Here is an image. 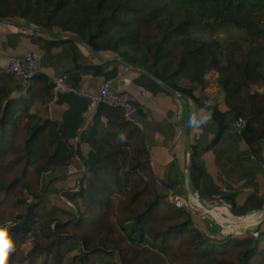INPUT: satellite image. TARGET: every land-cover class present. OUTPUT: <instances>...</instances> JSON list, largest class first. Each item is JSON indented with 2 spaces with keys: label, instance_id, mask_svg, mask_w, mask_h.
<instances>
[{
  "label": "trees",
  "instance_id": "trees-1",
  "mask_svg": "<svg viewBox=\"0 0 264 264\" xmlns=\"http://www.w3.org/2000/svg\"><path fill=\"white\" fill-rule=\"evenodd\" d=\"M0 17L81 38L101 56L110 51L151 73L199 110L210 106L213 143L238 116L245 119L239 139L248 145L264 141V94L250 88L264 82V0H0ZM226 24L243 30L244 38L223 44L192 34L194 28L212 32ZM43 40L46 45L68 43L74 68L90 70L104 82L118 73L116 60L80 63L72 40ZM110 63L115 65L104 69ZM208 70L216 72L223 93L213 102L204 89ZM183 79L196 84L200 95L180 84ZM52 89L41 72L22 81L0 68V224L15 225L10 232L16 244L8 264H264L259 225L257 237L250 232L211 236L194 225L189 208L166 202L144 132L121 109L96 107L80 140L87 144L85 153L79 140L73 142L77 124L30 113L38 98L50 100ZM72 97L86 110V99ZM73 156L82 172L78 188L64 196L74 208H57L56 215L44 211L36 179L47 165L67 164ZM221 199L240 213L234 196ZM28 235L32 246L23 254L20 246ZM75 248L78 253L69 255Z\"/></svg>",
  "mask_w": 264,
  "mask_h": 264
},
{
  "label": "crops",
  "instance_id": "crops-1",
  "mask_svg": "<svg viewBox=\"0 0 264 264\" xmlns=\"http://www.w3.org/2000/svg\"><path fill=\"white\" fill-rule=\"evenodd\" d=\"M16 33L20 35H13ZM32 34L40 36V42L31 40L29 35ZM64 36L68 35L64 34ZM43 39L50 40L52 37L42 32L22 30L13 25L0 23V67L4 66L8 54L31 51L36 56L40 72L52 83L54 79L65 73L68 76L66 81L68 85L81 91L95 92L104 82L102 76H93L90 70L74 68L71 58L73 50L68 43L46 45ZM76 44L80 63L99 62L86 47ZM104 57L111 58L106 54ZM114 65L115 63H110L105 65L104 69H111ZM117 69L116 77L108 82L115 81L116 90L126 91L130 95L135 108L134 122L144 132L150 166L157 178L160 192L176 189L178 192L176 194L184 195L189 202L197 205L194 197L188 196L184 182L185 136L194 109L192 101L183 96L168 94L162 88L149 83L139 72L125 69L122 64L118 65ZM51 94L47 102L43 98H38L30 113L59 122L77 124V133L73 141L79 140L81 151L85 153L88 150L87 144L80 140L86 135L91 117L98 105H88L85 100L87 102L85 110L81 103L74 101L72 93L61 92L55 89L54 85ZM198 112L203 110L198 109ZM231 124L232 122L228 123L226 130L215 143L213 139L216 128L212 122L202 130L191 128L192 162L195 163L191 171H193V184L203 200L218 204L220 207L223 205L219 203H226L221 196H234V201L240 209V213H237L239 215L264 207L261 205L264 200V141L260 140L252 145L246 144L232 133ZM190 211L194 213V217H198L194 210L190 209ZM220 212H216L220 216L212 217L224 225L225 222H229L228 210ZM256 217L257 214L254 218ZM259 223L260 229L264 230V217ZM236 224L237 222L234 221V228L237 227ZM223 227L216 222L212 226L205 225L208 234L212 236L228 234L229 227H224V230Z\"/></svg>",
  "mask_w": 264,
  "mask_h": 264
},
{
  "label": "rangeland",
  "instance_id": "rangeland-1",
  "mask_svg": "<svg viewBox=\"0 0 264 264\" xmlns=\"http://www.w3.org/2000/svg\"><path fill=\"white\" fill-rule=\"evenodd\" d=\"M20 21H24L21 18H16ZM216 29L212 32L208 31L204 28H194L192 29V34L197 38H209L215 37L219 38V40L225 44L228 41H240L244 38V31L237 29L235 26L231 24H226L222 26L215 27ZM64 35V34H63ZM89 52V51H88ZM104 53V52H103ZM90 54H92L90 52ZM106 56L113 57V53L110 51H105ZM104 55V54H103ZM93 56V55H92ZM205 91L210 93L209 102H213L216 100H220L223 96V93L220 91V88L217 83V74L214 70H208L205 75ZM180 84L184 86L192 87L193 93L196 96L200 95L199 87L191 83L185 79L179 81ZM251 90H257L260 93L264 94V82L252 84L250 85ZM207 130V129H206ZM204 130V131H206ZM75 143V141H73ZM52 165H47V167L39 174L38 178L36 179L37 187L36 189H40V196H41V205L43 206L44 211H50L53 214H57V208L68 209V207L74 208L73 203L67 200L66 196H64V192L66 190H76L78 188V176L81 174L82 169L79 166V158L77 156H73L69 163L57 164L51 168ZM13 172H17V168L13 169ZM33 183V182H32ZM33 186V185H32ZM25 192V191H24ZM169 193L171 194V199L168 198ZM178 193L176 189L168 190L164 192L166 202L174 205L177 201L175 197L179 199H184L187 202V207L191 210H194L198 217H194V213H192L193 223L194 225L201 231L207 232L208 230L205 228V225L210 224L212 226L213 223H218L211 215H207V211H204L200 206L193 204L191 201L189 202L188 199L184 198L185 196L176 194ZM31 200L32 202L35 201L28 197V201ZM189 202V203H188ZM215 204V203H211ZM220 204V203H219ZM178 207V206H177ZM59 216V212H58ZM225 219V218H224ZM226 220V219H225ZM9 222V221H2V224ZM237 227L234 228V222H225L224 225L218 223L221 227H229L228 232L235 235H241V233H248L251 230H257V226H260V223H255L253 221H242L236 220ZM205 224V225H204ZM223 227V230H224ZM233 228V230H231ZM241 230V231H240ZM248 230V231H247ZM240 232V233H239ZM243 233V234H244ZM242 234V235H243ZM212 236V235H211ZM31 236L28 237L21 243L20 251L25 252L28 251L32 246ZM78 253L77 248L73 249L69 255H73ZM24 254V253H23ZM14 264H18L14 262ZM22 264H25L23 262ZM63 264H66L64 262Z\"/></svg>",
  "mask_w": 264,
  "mask_h": 264
},
{
  "label": "built area",
  "instance_id": "built-area-1",
  "mask_svg": "<svg viewBox=\"0 0 264 264\" xmlns=\"http://www.w3.org/2000/svg\"><path fill=\"white\" fill-rule=\"evenodd\" d=\"M0 68L5 72H9L15 78L22 81H28L40 72L36 56L31 51H27L21 54H8L6 56V62L4 66ZM67 78V74L64 73L54 79V88L61 92H70L74 95L82 97L88 101V105L94 106L102 103L110 107L119 108L122 110L123 116L126 120L134 122V107L131 104L130 95L126 91L111 90L108 81L100 84L95 92L81 91L71 85H68L66 83ZM244 126L245 119L241 116H238L232 121L231 131L233 134L238 135L241 133ZM168 198H172L170 193L168 195ZM175 198L177 199L175 203L176 206L182 207L187 205V202L184 199H179L178 197ZM250 235L253 237H257L258 231L251 230Z\"/></svg>",
  "mask_w": 264,
  "mask_h": 264
},
{
  "label": "water",
  "instance_id": "water-1",
  "mask_svg": "<svg viewBox=\"0 0 264 264\" xmlns=\"http://www.w3.org/2000/svg\"><path fill=\"white\" fill-rule=\"evenodd\" d=\"M0 23L9 24V25L29 29L32 31L42 32V33L48 34L49 36H51L54 39L72 40L76 43L82 44L84 47H86L92 53V55L99 62H107V61H111V60H113V61L116 60L120 64H122V66L125 69L133 70V71H136V72H139V73L146 75L147 77L152 79L155 83H157L168 94L179 95V96H183L186 98L185 95H181L176 90L165 86L159 79H157L151 73L147 72L144 69L132 66L131 64L124 62L119 56H114L111 58H106V57L101 56L91 45L86 43L81 38H78L75 36H70V35L64 36V35L57 33L51 29L45 28L43 26L35 25L33 23H30V22L20 21L19 19H16V18L0 17ZM109 87L113 91L116 90V82L115 81H109ZM192 103H193L194 109H193V112L191 113L190 117L194 113H197L198 109H199L198 105L196 103H194V102H192ZM190 135H191V128L188 126V128L186 130V136H185V150H186V165H185V172H184V174H185V178H184L185 189H186V192L188 193V196H193L195 203L198 206H200L204 211H207L206 213H207V215H209L208 212L211 211L212 206H215L216 204H211V203H208L205 200H203L202 197L200 196L199 191L196 189V187L193 184L192 177H191V164H192L193 150H192V145L190 142ZM220 204L223 205L229 211V213L231 214L232 221L240 220V222H241L242 220L244 221V219H250V217H255V214H257V217L250 219V221H253L255 223H259L262 220V218L264 217V207L261 209L249 210L243 214L238 215V214L232 213L231 207L228 204H226V203H220Z\"/></svg>",
  "mask_w": 264,
  "mask_h": 264
},
{
  "label": "clouds",
  "instance_id": "clouds-1",
  "mask_svg": "<svg viewBox=\"0 0 264 264\" xmlns=\"http://www.w3.org/2000/svg\"><path fill=\"white\" fill-rule=\"evenodd\" d=\"M212 117L213 112L209 106L203 112L194 113L188 125L190 128L202 130L204 126L212 122ZM119 139L123 140V135ZM13 227L15 225L11 221L0 224V264H8L10 255L16 250V244L10 232Z\"/></svg>",
  "mask_w": 264,
  "mask_h": 264
},
{
  "label": "bare ground",
  "instance_id": "bare-ground-1",
  "mask_svg": "<svg viewBox=\"0 0 264 264\" xmlns=\"http://www.w3.org/2000/svg\"><path fill=\"white\" fill-rule=\"evenodd\" d=\"M222 210L227 211V209H226L224 206H220V207H219L218 204H216L215 206H212V210L209 211L208 214L211 215V216H220V215L217 214L216 212L221 213L220 211H222ZM227 213L229 214V222H234V221H232V219H231V214L229 213V211H228ZM252 218H254V217H250V219H252ZM250 219H244V221L249 222ZM242 221H243V220H242ZM242 221H241V222H242ZM244 221H243V222H244ZM236 226H237V225H236ZM232 229H233V228H232Z\"/></svg>",
  "mask_w": 264,
  "mask_h": 264
}]
</instances>
